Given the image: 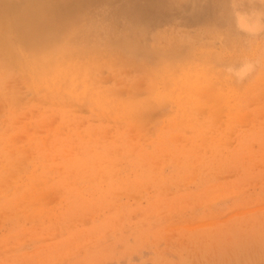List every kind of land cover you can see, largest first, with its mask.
Returning <instances> with one entry per match:
<instances>
[{
  "label": "rangeland",
  "instance_id": "374dc122",
  "mask_svg": "<svg viewBox=\"0 0 264 264\" xmlns=\"http://www.w3.org/2000/svg\"><path fill=\"white\" fill-rule=\"evenodd\" d=\"M0 264H264V0H0Z\"/></svg>",
  "mask_w": 264,
  "mask_h": 264
},
{
  "label": "clouds",
  "instance_id": "9594fccd",
  "mask_svg": "<svg viewBox=\"0 0 264 264\" xmlns=\"http://www.w3.org/2000/svg\"><path fill=\"white\" fill-rule=\"evenodd\" d=\"M240 78L242 79V78H243V76H240Z\"/></svg>",
  "mask_w": 264,
  "mask_h": 264
}]
</instances>
